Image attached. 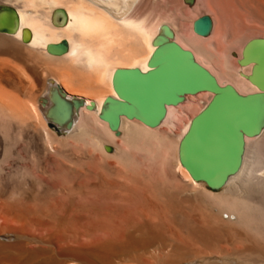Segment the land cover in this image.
<instances>
[{"label": "bare ground", "instance_id": "bare-ground-1", "mask_svg": "<svg viewBox=\"0 0 264 264\" xmlns=\"http://www.w3.org/2000/svg\"><path fill=\"white\" fill-rule=\"evenodd\" d=\"M145 2L0 0V55L11 57L0 56V110L24 112L30 104L44 122L45 139L56 127L60 133L82 127L85 133L91 121L102 122L109 129V138H114L117 131L100 117L110 104L108 98L120 99L113 85L114 72L118 68L152 69L155 49L172 40L163 39L165 24L173 30V40L191 51L220 86L230 84L241 95L260 93L264 103V89L257 85L259 81L264 86V67H260L264 62L263 37L244 41L235 37L226 43L221 64L226 76L233 78L222 81L198 59L200 52L212 57L210 49L198 43L209 37L214 22L207 36L194 32L192 39L198 43L192 45L197 44L199 52L179 39L166 17L153 22L155 25L148 23ZM234 2L241 9L234 8L236 12L244 11L248 18L259 17V11L264 10V0ZM226 35L229 37L227 31ZM61 41L66 42L64 52L53 47ZM141 48H145L144 54H140ZM12 57L23 64L48 61L54 64L48 63L50 66L60 67L40 71L28 66L30 76L17 66L24 78L16 66L19 74L12 68ZM256 66L261 71L254 74ZM28 76L30 82H26ZM102 78L110 93L99 98L80 94L74 86L88 83L90 87L89 83ZM198 93L208 95V101L197 114L215 95L211 91ZM194 95L185 94L183 100ZM74 97L84 100V105L73 108ZM179 103L166 105L160 122L167 120ZM90 104L93 109L87 108ZM197 114L184 124L174 143L183 182L179 181L182 185L176 194L181 200L171 189L165 191L164 184L139 164L68 160L37 161L28 167L32 172L29 180L39 191L26 188L28 191L10 192L11 196L0 193V264H264V116L256 135H243L240 165L226 175L223 192L216 194L206 190L205 182L194 179L180 161V143ZM68 119L71 128L66 125ZM133 119L120 116L117 130L129 128ZM140 122L150 131V126ZM105 145L110 144L105 141L100 147L107 154ZM193 188L207 191L215 212L190 209L185 204Z\"/></svg>", "mask_w": 264, "mask_h": 264}, {"label": "rangeland", "instance_id": "rangeland-1", "mask_svg": "<svg viewBox=\"0 0 264 264\" xmlns=\"http://www.w3.org/2000/svg\"><path fill=\"white\" fill-rule=\"evenodd\" d=\"M145 1V4H148V6L144 5L143 7L146 14L145 18H148L147 15L150 14V19L146 20L151 21L148 23L155 25L163 19L162 17H166L167 20L174 24V29L179 35V39L186 40L185 42H188L191 47L194 46L192 44L198 43V41H195V39L193 41L192 39L194 36L192 21L203 14L210 15L214 22L213 29L208 35L209 37L201 41L200 44L198 43V45L202 46V48L210 49L212 57L200 52L197 44L194 48H197L200 52L198 53V59L202 63L204 62L203 64L222 81H228V78H233L226 76L221 64L223 55L227 53L225 49L226 43L232 41L235 37L241 38L243 41L252 37L264 38V10H261L263 12L259 11V17L248 18L244 11L239 13L241 9L234 2L235 0H193L194 3L193 1L189 3L185 0H154L152 3L151 0ZM152 6L153 8L151 9ZM234 8H239V12H236ZM149 10H151L150 13L147 12ZM238 15L242 16L239 17ZM226 31L229 37H227L228 35L224 36ZM143 49L145 48L140 49V54L145 53ZM234 55L235 57L237 56L233 53ZM0 56L6 60H11V57L6 54H1ZM48 63L50 62L36 63L37 66L36 64L33 65L32 62L23 64L12 57V68L16 66L15 68L18 70L19 67L24 74L25 71L27 72L25 75H30L28 66H35L40 71L45 67L49 69L55 68V66H50L53 63ZM64 64L68 65L69 63L66 62ZM231 64L234 68L236 63L232 61ZM58 65L60 67V64H57L55 69H57ZM15 68L14 70L17 72ZM19 73L25 78L23 73ZM28 78L26 77L25 80H29L26 82H30L31 77L28 76ZM104 80L106 79L102 78L100 81L91 82L89 83L90 87H88V83H80V87L76 85L77 83H74V86L77 87L76 90L80 94L84 93L87 97L99 98L103 94L110 93V88ZM233 82L237 85L240 84L238 80L236 82L233 80ZM71 86L73 85L71 84ZM83 87L86 89L84 90ZM195 94L187 97V100L180 101L168 119L160 122L161 124L159 123L156 127H151L150 131L145 130L147 128L139 120L133 119L129 128L124 127L121 130V127L120 130H116L113 140L109 138V129L106 126H102V122L97 123L95 121H91L85 133L82 132V127H80L81 129L76 127V130L73 129V132L69 131L68 133L63 131L60 133L53 129L54 131L47 133L48 136L46 135L45 139L43 132L45 128L44 122L39 111L34 108L35 111L30 104H27L24 112H8L7 114L6 111L0 110V193L10 194L11 196L20 191H28V189L29 191L32 189L31 191L35 192L37 185L35 182H30L29 177L32 172L31 168L28 167H33L37 161L82 160L94 163L139 164L150 177L158 179L159 182H162V185L164 184L163 188L165 191L171 189L170 191L174 193L176 199L181 200L176 194L183 182H181L182 175L178 168L174 143L178 142V136L182 133L184 124L190 117L197 114L199 109L208 101V95H201L198 92ZM48 125L49 128L54 127L50 124ZM140 127L143 129H139ZM107 132L108 135L106 134ZM105 141L115 151L107 152L106 154L100 147V144ZM250 143L252 144L253 142ZM251 156L252 154L249 153L248 159ZM22 167H26L27 170ZM205 187L206 190L214 191L216 194H220L224 190L223 184L218 189H211L206 183ZM193 189L188 203L186 202L185 204L190 209L195 208L194 210L198 209V211L215 212L213 200L208 197L207 191L202 188ZM259 243L261 244V242ZM262 244L264 243L262 242Z\"/></svg>", "mask_w": 264, "mask_h": 264}, {"label": "water", "instance_id": "water-1", "mask_svg": "<svg viewBox=\"0 0 264 264\" xmlns=\"http://www.w3.org/2000/svg\"><path fill=\"white\" fill-rule=\"evenodd\" d=\"M211 29L212 19L208 14L193 21V31L198 35L207 36ZM162 32L163 39L171 37L172 40H165L155 49L152 69L146 72L139 68L115 70L113 85L120 99L108 98L110 104L100 117L114 131L123 115L155 127L164 117L166 105L179 103L188 93L214 92L207 106L193 118L180 143V161L194 179L204 181L211 189H218L226 175L237 171L240 165L243 135H256L259 131L264 116L262 94L241 95L230 84L220 86L216 78L195 61L191 51L173 40L168 25H162ZM261 42L264 44V39ZM53 47L64 52L66 42L61 41ZM245 61H248L247 57ZM260 67H264V62H260ZM255 68L254 74L258 70L260 73L261 68ZM257 85L264 89L259 81ZM72 101L75 109L84 105L80 98L74 97ZM87 108L94 106L90 104ZM66 125L71 128L70 119ZM105 150L112 152L113 148L105 145Z\"/></svg>", "mask_w": 264, "mask_h": 264}]
</instances>
